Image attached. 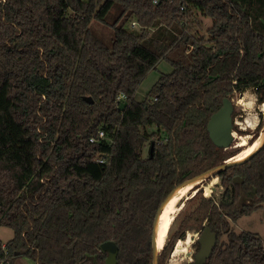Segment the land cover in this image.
I'll use <instances>...</instances> for the list:
<instances>
[{
    "label": "trees",
    "instance_id": "16d2710c",
    "mask_svg": "<svg viewBox=\"0 0 264 264\" xmlns=\"http://www.w3.org/2000/svg\"><path fill=\"white\" fill-rule=\"evenodd\" d=\"M197 11L213 19L207 35ZM162 59L173 69L137 98ZM248 88L264 103V0H0V224L14 230L0 264H107L108 242L116 264H153L168 194L242 150L218 147L207 124ZM215 176L221 196L201 193L210 177L196 186L159 264L206 225L217 243L205 264H264V235L234 228L264 205V145Z\"/></svg>",
    "mask_w": 264,
    "mask_h": 264
},
{
    "label": "rangeland",
    "instance_id": "374dc122",
    "mask_svg": "<svg viewBox=\"0 0 264 264\" xmlns=\"http://www.w3.org/2000/svg\"><path fill=\"white\" fill-rule=\"evenodd\" d=\"M119 9L113 8L112 11L108 15V21L112 22L117 16H118ZM198 15L199 20L202 23V27L200 28V34L207 35L208 28L212 25L213 19L210 16L202 15L198 11L196 12ZM127 28H132L131 22H128L126 24ZM92 28L100 35L102 36L107 42H111V34L112 31L110 27L107 24L100 23L96 20L92 22ZM134 28H138L136 25ZM174 52H172V55ZM190 61L189 58H187ZM173 69L172 65L165 59H162L158 62L156 65V68L151 69L142 83L140 84L136 96L137 98L141 99L144 98L147 93L150 91L154 83L158 80L161 73L170 72ZM252 96V97H251ZM232 100L234 103V121H235V127H234V133H235V140L233 143V146H237L239 144L240 136L244 135L243 132H249V138L248 140L253 136V133L255 132L256 128L258 127L259 123L264 120V110L261 107V103L258 95L256 94L255 90L253 88H248L242 92H236L232 95ZM243 98H246L248 101L249 99L253 101L252 107H248L244 103H241V100ZM246 116V117H245ZM246 118H251L252 120H255L256 126L254 128H243L240 122L245 121ZM264 133V126L260 131V134L258 137L262 136ZM237 136V137H236ZM257 137V138H258ZM256 138V139H257ZM149 152L148 146L144 148V155L146 156ZM213 184V185H212ZM201 187V193L206 196H215L217 199L221 196L223 187L220 184V179L218 176H211L206 182L203 184H200ZM195 190L190 192L188 195L189 197H186L183 199L181 204L179 205L181 208L178 209L176 213V219L172 223L171 231L177 228L179 225L183 215L186 212H190L197 204L198 199L196 198L197 195H199L198 191L193 195L190 196ZM234 228L236 231H251L259 235H264V205L259 208L258 210L254 211L250 215H245L241 217L238 222L234 225ZM189 233V234H188ZM201 231H195V230H188L186 232L185 238L188 237V235L191 238L190 243L187 245V250L184 252H181L176 257H173L174 249L170 253L169 257L167 258L166 264H190L195 257L196 252L198 251L199 247L196 245V242L198 240V237L200 235ZM14 236V230L5 225L0 224V241L7 242L9 239H11ZM184 238V239H185ZM168 237L166 238L167 241ZM180 240V239H179ZM178 240V241H179ZM165 241V242H166ZM177 241V242H178ZM176 242V244H177ZM175 244V246H176ZM190 257V258H189ZM15 264H36L32 259L28 258L27 256H19Z\"/></svg>",
    "mask_w": 264,
    "mask_h": 264
},
{
    "label": "water",
    "instance_id": "95a60500",
    "mask_svg": "<svg viewBox=\"0 0 264 264\" xmlns=\"http://www.w3.org/2000/svg\"><path fill=\"white\" fill-rule=\"evenodd\" d=\"M86 100L92 102V98L90 96L85 97ZM126 102H122L120 104V107L122 108ZM234 103L232 98L230 97H224L223 99V104L222 106L214 112L207 124V129L210 135V138L212 141L218 146L222 148H229L233 145L234 140H235V135H234V127H235V121H234ZM263 139L260 144V146L250 153L247 157L241 160L237 159H229L225 161L224 163L209 169L199 175H196L190 179L185 180L181 184L177 185L174 187V189L168 194L166 199L163 201L161 204L156 218L154 222V229H153V264H159V252L161 248L158 246V241H157V234H158V223L159 219L161 216V213L163 212L166 204L168 201L171 199V197L174 195V193L183 186H186L188 184H194L193 191L196 189V186L200 183H202L203 180H205L208 177L215 176L219 171H222L224 169H227L228 167H231L235 164L241 163L245 160H247L254 152H256L261 146L264 145V133L262 135ZM153 148V144L151 146V149ZM235 182H243V179L240 176H235L234 177ZM200 244V247L198 251L195 254L194 260L190 264H205L208 260V258L211 256L213 252V248L215 247L217 243V233L214 232L210 226L206 225L205 228L201 231L198 240ZM104 248L108 250L109 254L106 259L107 264H116V258H117V253H118V248L115 245L114 242H108L105 244Z\"/></svg>",
    "mask_w": 264,
    "mask_h": 264
},
{
    "label": "bare ground",
    "instance_id": "6f19581e",
    "mask_svg": "<svg viewBox=\"0 0 264 264\" xmlns=\"http://www.w3.org/2000/svg\"><path fill=\"white\" fill-rule=\"evenodd\" d=\"M252 97V96H251ZM241 103H244L248 107H252V100H246V98H243L241 100ZM261 107L264 110V103H261ZM246 117V116H245ZM243 128H254L256 126L255 120H252L251 118H246L245 121L240 122ZM235 135V133H234ZM237 137V136H236ZM249 135L244 134L240 136L239 144L238 146L242 147V150L236 154L234 159L241 160L250 155L253 151H255L261 144L263 137L260 136L258 137L254 142H249L248 140ZM231 158V159H232ZM194 184H188L186 186L180 187L174 195L171 197V199L168 201L166 204L163 212L161 213L159 223H158V234H157V241H158V246L161 248L163 247L166 238L168 237L170 228L172 226L173 220L175 218V215L181 207L179 206L182 202L183 199L186 197H189L188 195L190 194L191 190L193 189ZM213 185V184H212ZM198 190H195L190 196H193ZM189 234V233H188ZM191 238L188 235L187 238L185 239H180L174 249L173 257H176L178 254L181 252H184L187 250V245L190 243ZM190 258V257H189Z\"/></svg>",
    "mask_w": 264,
    "mask_h": 264
},
{
    "label": "built area",
    "instance_id": "2783aa9c",
    "mask_svg": "<svg viewBox=\"0 0 264 264\" xmlns=\"http://www.w3.org/2000/svg\"><path fill=\"white\" fill-rule=\"evenodd\" d=\"M153 1H154V3H156V2H158L159 0H153ZM131 25H132V26H136L137 23H136V22H133ZM124 98H125L124 94L119 95V96L117 97V102H118V104H120L121 101H122ZM99 136H100V137H103V136H104V131L101 130V131L99 132ZM95 139H96L95 137H91V138H90V141H94ZM3 249H4V252L7 253V250H6L5 244L3 245Z\"/></svg>",
    "mask_w": 264,
    "mask_h": 264
}]
</instances>
